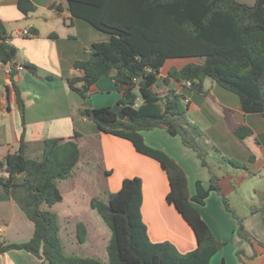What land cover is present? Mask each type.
I'll return each instance as SVG.
<instances>
[{"label": "trees", "instance_id": "obj_1", "mask_svg": "<svg viewBox=\"0 0 264 264\" xmlns=\"http://www.w3.org/2000/svg\"><path fill=\"white\" fill-rule=\"evenodd\" d=\"M18 8L25 16L37 9L32 0H18ZM68 10L74 18L110 35L109 41L92 45L87 60L75 62L82 76L68 80L71 90L87 100L97 94L99 80L111 77L121 94L114 106L81 109L80 115L94 122L100 132L131 142L139 154L160 164L170 184L167 202L187 222L197 242L196 249L188 253H181L171 242H152L141 213L143 182L138 177L127 178L107 201L92 200L93 209L112 232L108 264H214L212 258L226 243L216 238L196 205H204L212 192L223 195L220 177L208 160L212 151H219L210 147L206 134L189 120V103L182 91L187 87L206 94L204 82L211 79L238 95L246 113L264 115V0H257L254 6L238 0H68ZM178 59L196 62L172 67L162 76L166 63ZM0 62L13 65L11 87L24 115L15 66L33 72L37 68L19 61L18 50L1 20ZM121 114L126 119L121 120ZM156 129L181 138L184 146L196 153L210 173L208 188L198 182L196 194L190 195L183 168L145 143L142 133ZM234 134L244 141L253 132L242 126ZM81 136L75 133L69 140H46L40 160L25 156L22 137L20 152L0 160V171L7 174L0 177L5 192L35 224L28 243H0L1 254L23 250L44 264H103L64 254L58 216L52 210L63 201L59 183L71 177L80 161ZM220 160L233 169L247 168L224 157ZM224 203L238 221V236L254 246L257 238L247 231L226 197ZM85 237L86 229L80 225V241ZM238 256L247 264L243 252Z\"/></svg>", "mask_w": 264, "mask_h": 264}, {"label": "crops", "instance_id": "obj_2", "mask_svg": "<svg viewBox=\"0 0 264 264\" xmlns=\"http://www.w3.org/2000/svg\"><path fill=\"white\" fill-rule=\"evenodd\" d=\"M254 6L257 0H238ZM36 11L25 16L18 8V0H0V20L5 24L11 44L18 50L20 62L37 68L17 71L16 82L22 91L25 113L21 114L17 97L11 87L10 75L0 62V160L17 154L24 138L25 156L40 160L44 143L48 139H72L82 136L78 143L80 161L71 177L59 183L63 206L52 210L58 216L60 239L64 254L97 259L108 264L107 248L112 232L92 207L93 199L107 201L109 195L120 191L123 181L138 177L143 182L142 218L148 236L154 243L171 242L181 253L197 247L193 230L167 202L170 192L168 177L160 164L139 154L131 142L100 132L97 125L84 119L81 109H100L114 106L120 100L116 83L104 77L97 83V94L87 100L72 91L68 80L82 76L75 68L77 61L90 56L95 43L107 42L110 35L94 28L90 23L74 18L68 10V0H32ZM25 30L34 37L23 35ZM177 60H169L162 69L166 76L172 67L182 68ZM206 94L185 88L189 103L188 118L207 137L212 151L211 163L220 177L222 194L212 192L204 205H196L202 218L220 242L226 246L213 258L214 264H244L239 256L243 252L247 264H264V115L246 113L238 95L211 79L204 82ZM248 127L253 135L239 140L234 131ZM145 143L165 152L185 171L190 195L196 194L197 183L210 186V173L196 153L185 147L182 139L165 130L142 133ZM246 166L233 169L221 158ZM111 168L94 170L92 164ZM117 175H116V173ZM7 176L0 171V177ZM113 191V192H112ZM227 198L237 217L258 242L253 246L238 234V221L224 203ZM86 229L83 242L79 227ZM35 224L16 204L12 196L0 185V243H28ZM0 264H44L37 256L23 250L0 253Z\"/></svg>", "mask_w": 264, "mask_h": 264}, {"label": "built area", "instance_id": "obj_3", "mask_svg": "<svg viewBox=\"0 0 264 264\" xmlns=\"http://www.w3.org/2000/svg\"><path fill=\"white\" fill-rule=\"evenodd\" d=\"M23 35H24L25 37H28V38H32V37L35 36L34 33L31 32L30 30H25V31L23 32ZM15 69H16V71H21V70H23L24 68H23L21 65L18 64V65L15 66ZM12 70H13V65H12V64H8L7 66H5V72H6L8 75L11 74ZM187 85H188V87H191V83H188Z\"/></svg>", "mask_w": 264, "mask_h": 264}, {"label": "rangeland", "instance_id": "obj_4", "mask_svg": "<svg viewBox=\"0 0 264 264\" xmlns=\"http://www.w3.org/2000/svg\"><path fill=\"white\" fill-rule=\"evenodd\" d=\"M177 62H179V65L180 64H184V65H186V64H188V63H191V62H196V60H193V59H178L177 60ZM208 148V147H207ZM209 149V148H208ZM208 160L211 162V158H210V156L208 157ZM98 166H99V168H111L110 166L111 165H109V167H108V165L106 166V164L105 165H102L101 163H97V164H92V168L94 169V170H96V169H98ZM115 173H116V171H115ZM116 175H117V173H116ZM113 192V191H112ZM96 199H98V198H96ZM100 200H102V199H100ZM62 203V202H61ZM61 203H59V204H61ZM62 206L61 207H63V208H67V205L66 206H63V204H61ZM59 223V222H58Z\"/></svg>", "mask_w": 264, "mask_h": 264}, {"label": "water", "instance_id": "obj_5", "mask_svg": "<svg viewBox=\"0 0 264 264\" xmlns=\"http://www.w3.org/2000/svg\"><path fill=\"white\" fill-rule=\"evenodd\" d=\"M120 119H121V120L126 119L125 115L121 114V115H120ZM0 185L4 186V183L0 182Z\"/></svg>", "mask_w": 264, "mask_h": 264}]
</instances>
